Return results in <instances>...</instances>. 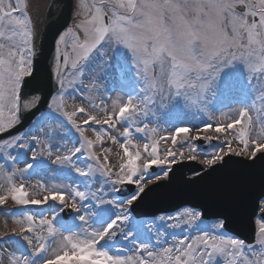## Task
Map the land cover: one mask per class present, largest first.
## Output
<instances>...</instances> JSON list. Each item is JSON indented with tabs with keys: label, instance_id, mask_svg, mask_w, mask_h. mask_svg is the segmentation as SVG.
<instances>
[{
	"label": "rangeland",
	"instance_id": "rangeland-1",
	"mask_svg": "<svg viewBox=\"0 0 264 264\" xmlns=\"http://www.w3.org/2000/svg\"><path fill=\"white\" fill-rule=\"evenodd\" d=\"M74 3L72 33L89 32L77 47L94 46L77 58V42L65 34V53L72 57L65 55L60 94L28 132L0 144V208L16 222L0 233V245L15 241L13 252L0 253V264H51L43 257L54 235L60 240L49 256L63 253L58 264H135L134 257L147 264L150 253L170 246L173 229L154 219L143 221L138 232L128 230L129 205L142 190L166 179L181 161L196 160L208 169L230 152L252 158L264 151V0ZM83 4L90 12L80 20ZM240 5L247 9L243 14L235 10ZM7 50L0 42V60H7ZM91 58L98 62L94 73L84 71ZM221 79L236 81L240 93L227 87L229 93L211 97L210 84ZM3 81L8 84L0 83V132L17 118L15 84L9 75ZM215 96L219 100L207 110ZM168 115L181 118L165 123ZM204 135L217 141L206 151L195 144ZM152 165L156 174L147 172ZM121 182L136 184L137 195L119 201L113 193ZM60 201L77 212L70 226L60 222L74 234L60 228ZM5 203L17 209L3 208ZM32 206L45 212L39 220L49 219L50 231L24 222ZM17 227L36 234L26 236Z\"/></svg>",
	"mask_w": 264,
	"mask_h": 264
},
{
	"label": "snow or ice",
	"instance_id": "snow-or-ice-1",
	"mask_svg": "<svg viewBox=\"0 0 264 264\" xmlns=\"http://www.w3.org/2000/svg\"><path fill=\"white\" fill-rule=\"evenodd\" d=\"M5 4L9 5L7 9ZM30 24L31 17L24 0H0V31L18 32L23 28L27 32ZM68 32L71 33V39L77 42L72 45L77 58L87 57L94 45H80L81 51L77 44L80 39L86 40L89 32L86 29L81 34L72 33L71 29ZM30 34L34 45V26L31 27ZM57 37L58 42L64 41L59 33ZM53 55L55 57V53ZM35 57L33 48V64ZM70 63L75 67L76 60H70ZM36 76L33 67L31 75L21 82V87H29ZM231 155L229 153L222 162H226ZM258 159L264 165V152L253 156L251 163ZM215 167V163H211L210 171ZM200 174L204 175L202 171ZM219 196L217 206L220 210L210 211L200 205L181 206L170 218L156 217L155 219L168 223V227L173 229L172 240L169 247L161 248L158 253H150L147 264H264V167L261 169V181L257 191L251 194H233L224 190ZM143 225V220L133 221L134 228L139 229ZM238 229H246L251 239H246ZM162 235L164 234L158 235V243H162ZM134 260L135 264H140V258L134 257Z\"/></svg>",
	"mask_w": 264,
	"mask_h": 264
},
{
	"label": "water",
	"instance_id": "water-1",
	"mask_svg": "<svg viewBox=\"0 0 264 264\" xmlns=\"http://www.w3.org/2000/svg\"><path fill=\"white\" fill-rule=\"evenodd\" d=\"M32 1V3H31ZM74 0H43L37 3L29 0L27 8L31 24L35 28L36 51L34 68L37 76L29 87L23 88L22 101L28 96L40 95L37 105L32 110H22L20 114L21 123L10 131L1 134L0 142L23 131L42 111L47 109L51 96L56 92L58 86L52 83L53 75L51 68L54 59V50L58 43L57 34L64 31L71 20ZM243 11L244 8L238 7ZM42 40V43H41ZM62 62V60H61ZM204 142L201 140L200 143ZM193 164L176 165L170 174V180L147 189L136 204L134 212L137 216H156L160 213L173 212L181 206L200 205L210 211L220 210L219 193L228 190L233 194H251L259 189L261 181V169L264 167L258 159L255 163L242 159H227L221 165H217L214 170L204 173L199 177L189 180L187 177L198 173V168ZM133 185H121L118 195L127 197L135 191ZM144 206L147 212H140L139 207ZM74 213L65 210L63 217L66 221L71 220ZM246 239H251L246 229L239 230Z\"/></svg>",
	"mask_w": 264,
	"mask_h": 264
},
{
	"label": "bare ground",
	"instance_id": "bare-ground-1",
	"mask_svg": "<svg viewBox=\"0 0 264 264\" xmlns=\"http://www.w3.org/2000/svg\"><path fill=\"white\" fill-rule=\"evenodd\" d=\"M35 2L43 3V0H35ZM31 3H32V1H31ZM85 4H83L81 6V11H80V13L78 15V19H80V20L83 18L84 15H86V14H88L90 12V9H89L88 5L86 6ZM74 20H75V14H74V18H73V23H74ZM33 102H34V99H30V100L26 101L25 102L26 107L31 106V104ZM32 217H33L34 220L38 219L35 215H32ZM12 224H13V221L10 218L0 215V233L6 232L7 230H5V229L11 228ZM14 248H15L14 243H8V244H5V245H0V252L1 253H11V251Z\"/></svg>",
	"mask_w": 264,
	"mask_h": 264
}]
</instances>
